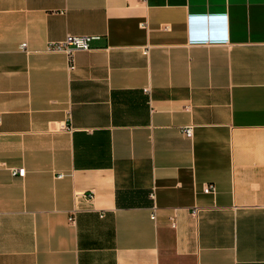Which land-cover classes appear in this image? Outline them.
<instances>
[{"label": "crops", "instance_id": "1", "mask_svg": "<svg viewBox=\"0 0 264 264\" xmlns=\"http://www.w3.org/2000/svg\"><path fill=\"white\" fill-rule=\"evenodd\" d=\"M0 120V264H264V0H0Z\"/></svg>", "mask_w": 264, "mask_h": 264}, {"label": "built area", "instance_id": "2", "mask_svg": "<svg viewBox=\"0 0 264 264\" xmlns=\"http://www.w3.org/2000/svg\"><path fill=\"white\" fill-rule=\"evenodd\" d=\"M142 1V0H141ZM140 27L143 29H147V21H142L140 23ZM94 39V37L91 36H76V35H67L65 36V39L60 40V41H56V42H50L47 44L46 46V51L48 52H62L64 54H66L69 58V60H71L72 57V51L73 50H87L88 46H89V42ZM26 47V44H22L21 45V49L24 50ZM147 48H143L141 50V52L144 55H147ZM145 93H148V90H145ZM1 123V120H0ZM193 126L192 125H187L186 127H183L182 133L184 135V137L191 139L193 137V130H192ZM14 174H18L20 177H22L24 175V169H14L12 171ZM203 193H207V194H216L215 193V187L213 185H205L203 187ZM81 196H83L87 201H90L92 199L90 194H84L81 193ZM198 213V209L197 208H193L192 209V214L194 216H196ZM74 216H75V211L71 212V215H69V222L73 223L74 222ZM151 220L155 219V213L153 212L150 216ZM171 222V226H174V217H172L170 219Z\"/></svg>", "mask_w": 264, "mask_h": 264}]
</instances>
